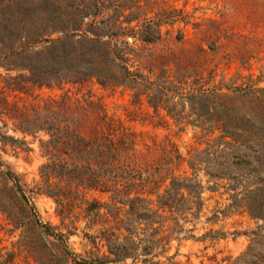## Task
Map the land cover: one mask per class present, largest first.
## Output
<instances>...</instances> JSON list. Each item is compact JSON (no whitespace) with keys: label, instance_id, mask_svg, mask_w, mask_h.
Instances as JSON below:
<instances>
[{"label":"rangeland","instance_id":"obj_1","mask_svg":"<svg viewBox=\"0 0 264 264\" xmlns=\"http://www.w3.org/2000/svg\"><path fill=\"white\" fill-rule=\"evenodd\" d=\"M65 1L49 4L48 9L63 14ZM69 1L80 8L91 0ZM103 1L99 12L85 18L77 31L48 29L45 36L52 44L94 37L87 23L113 13L108 1ZM119 1L124 5L123 14H139L129 23L135 30L160 18L159 33L153 41L139 40L136 33L134 37L102 38L117 48L123 41L129 44L131 50L125 53L128 60L115 61L141 74L134 76L132 85H105L95 77L60 83L33 81L38 71L51 69L57 49L40 39L5 55L2 43L13 47L22 40L6 39L8 31L18 35L20 27L4 28L3 22L10 17L4 11L0 21V264H95L86 261L108 254L101 231L117 230L105 207H100V217L87 221L84 200L114 204L124 210L127 204L111 196L117 189L119 196L126 197L128 190L114 184L111 174L125 169L145 178L143 185H133L128 196L150 198L152 207L172 179H190L201 186L198 209L192 206L180 213L159 210L167 217L162 235L169 237L152 251L157 264H249L243 261L245 252L253 256L264 253V218L248 210L264 197V141L243 140V146L237 147L238 142L224 137L222 141L231 145L221 143L222 150L212 153L210 145L221 132L201 130L187 120L196 118L197 105L203 101L192 90L197 76L207 81V86L215 85L229 94L225 100L243 114L257 119L261 115L262 94L231 93L224 85L248 81L252 88L264 91V0ZM24 28L31 37L35 23L26 20ZM122 72L123 68L116 65L105 70L108 75L121 76ZM175 111L178 114L174 115ZM65 124L85 140L106 138L112 144L108 150L102 145L105 152L98 155L79 157L71 150L62 154L57 160L67 162L72 176H56L54 170L46 182L42 166H52L43 146L50 138L46 128ZM124 135L132 141L127 147L119 143ZM106 139L103 143H108ZM204 149L208 152H202ZM240 150L243 158L238 156ZM189 161L195 162V169ZM211 170L224 174L211 177ZM80 175L83 181L78 180ZM96 178L101 183L93 186ZM126 181L123 178L118 183ZM54 184L65 189L62 212L56 197L47 192ZM178 191L188 197L185 188ZM169 227L176 230L170 233ZM139 256L134 264H145L141 258L148 255ZM125 262H132L131 257Z\"/></svg>","mask_w":264,"mask_h":264},{"label":"trees","instance_id":"obj_2","mask_svg":"<svg viewBox=\"0 0 264 264\" xmlns=\"http://www.w3.org/2000/svg\"><path fill=\"white\" fill-rule=\"evenodd\" d=\"M107 1V4L113 8L111 16L99 20L92 18L87 23L89 29L93 30L94 37H85V40L77 39L75 43L61 40L57 44H52L53 41L45 36L48 29L77 31L84 23L83 20L85 18L94 16L99 12L100 5H103L104 1L91 0L89 2L90 4L82 5L78 8L77 4L74 5L72 1L68 0L63 2L62 5L65 11L63 14H60L52 13L48 9V5L52 3L59 4L61 0H0V21L4 19V11H8V14H10V17L5 19L2 26L4 28H10L11 26L18 25V29L20 27L18 35H11L10 31H8L9 35L6 39L19 38V40H22L13 47H11V43L10 45L9 43H2L1 47L2 49L6 48L8 53L6 52L5 55L17 53L20 46L37 42L40 39L49 42V47H55L57 50L51 58L53 61L51 69L46 71L40 70L37 76L33 74L35 76L33 81L40 84L51 82L60 83L62 80L68 81L70 79L72 81H81L85 78L95 77L100 83L105 85H132L135 82L134 76L141 77V74L130 72L123 64L115 61L116 59L124 62L128 60L125 53L131 50L129 44L127 41H123V45L117 48L116 44H111L110 40L102 38L104 35H107L108 38H115L119 35L126 34L134 37V33H136L139 40L145 42L153 41L159 33L160 18L157 21L149 20L135 30L129 23L134 19H138L139 14L136 12L123 14L124 5L119 0ZM90 6L94 7L93 11H91ZM119 16L123 17L122 21L118 20ZM26 20L30 23H35L31 37H28L26 29L24 28ZM121 22H126L127 25L122 26ZM25 38L28 39L23 42ZM83 41L87 43V46L84 45ZM111 65L122 67V75H108L105 73V70ZM193 82L194 87H192V90L197 91L198 94L195 95L203 98V101L202 104L197 105L196 118L187 121L207 132L211 129H218L221 132L217 136V140L210 145L212 153L222 150V148L219 149L221 143L231 145L232 142L222 141L224 137H230L235 143L238 142L237 147L243 146V140L246 142L250 140L264 141V105L259 118H253L250 115L243 114L235 104L227 102L225 99H229L230 96L226 92L221 91L220 87L215 85L207 86V81H203L200 76H197ZM224 87L226 90H230L231 93L238 92L240 95H243L257 91L264 96L262 88H252V84H249L248 81L244 85L242 82L235 86L224 85ZM195 95L191 94L190 97H194ZM133 96L136 99L138 96L137 92L133 93ZM148 101L153 103L152 98ZM218 106L221 108L218 109ZM176 114H178V111H175L174 115ZM46 130L50 138L43 143V146L52 158V166L50 169L48 165L42 166L46 182H48L49 174L54 172V170H57L56 176L69 175V178L72 176L67 168V162L64 161L63 164H60L57 160L62 154L67 155L69 150H71L77 153L79 157H87L96 153L98 155L108 150L112 144L106 138H101L102 140L99 141L97 139L85 140L75 132V129H71L67 124L63 126L50 125ZM124 136L119 140V143H126L124 147H127L129 145L127 143H132V141L127 139L126 135ZM104 139L108 143H103ZM102 145H104L105 150L101 148ZM59 148L62 149L59 150ZM208 149H204L202 152L207 153ZM238 156L243 158V150L239 151ZM189 165L192 169H195V162L189 161ZM209 173L211 177L224 174L222 171L213 170L209 171ZM111 177L114 180V184H121L122 189L128 190L124 193L126 197H123L119 196V190L114 189L111 198L127 204V207L123 210L114 204L108 205L105 202L99 203L84 200L86 206L83 212L85 213L87 221L92 222L94 218L100 217L102 214L99 209L100 207H105L108 210L109 216H111L113 222L112 227L117 230V233L108 229L101 231L103 239L107 244L108 254L101 255L100 257H90L89 261L86 262H93L95 264H134V261L140 258L139 255H148V257L141 258V261L145 264H157L158 261L153 260V257L156 255L152 251L162 240L167 241L169 237V234L162 235L164 230H166L163 228V221L167 217L162 216L159 210L164 211L166 209L171 213H180L181 210L191 209L192 206L198 209L201 203L199 200V188L201 187L199 182H190V179H184L182 181L172 179L170 186L164 190V193L157 195L155 207H152L153 200L150 198L128 196L133 185L141 183L143 185V182H145V178L139 173H132L131 169H125L123 173L111 174ZM123 178H127L128 181L118 183ZM132 178H138L140 181L134 182ZM78 180L83 181L84 177L80 175ZM99 183H101L100 179L96 178L92 184L96 186ZM46 185L49 186L50 184L47 183ZM181 187L187 190L188 197L179 194L178 190ZM47 192L56 197V202L60 205L59 211L62 212L65 210V189L58 184H54L53 189H48ZM248 210L252 215L264 218V197L259 199L255 205H249ZM34 220L39 226H44L37 218ZM45 229L47 230V227ZM168 230L172 233L176 229L175 227H169ZM133 236L137 240H134L132 238ZM58 244H60V241ZM253 255L250 251L245 252L243 254V261L248 260L250 262L249 264H264V253L257 256ZM126 257H131L132 262H125Z\"/></svg>","mask_w":264,"mask_h":264}]
</instances>
